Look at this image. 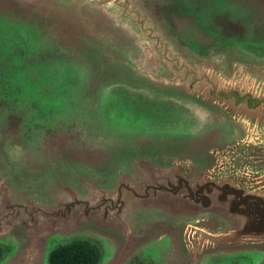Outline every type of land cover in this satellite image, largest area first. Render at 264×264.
<instances>
[{
	"label": "rangeland",
	"instance_id": "rangeland-1",
	"mask_svg": "<svg viewBox=\"0 0 264 264\" xmlns=\"http://www.w3.org/2000/svg\"><path fill=\"white\" fill-rule=\"evenodd\" d=\"M74 239L264 264V0H0V264Z\"/></svg>",
	"mask_w": 264,
	"mask_h": 264
},
{
	"label": "trees",
	"instance_id": "trees-1",
	"mask_svg": "<svg viewBox=\"0 0 264 264\" xmlns=\"http://www.w3.org/2000/svg\"><path fill=\"white\" fill-rule=\"evenodd\" d=\"M86 55H82V57L86 58ZM89 56L96 59L94 51H91ZM70 57L74 60V64L80 60L78 57ZM66 60L70 61L69 59ZM112 65L114 66V64ZM99 256L100 250L94 243L86 239H74L55 246L49 252L48 264H95Z\"/></svg>",
	"mask_w": 264,
	"mask_h": 264
},
{
	"label": "water",
	"instance_id": "water-1",
	"mask_svg": "<svg viewBox=\"0 0 264 264\" xmlns=\"http://www.w3.org/2000/svg\"><path fill=\"white\" fill-rule=\"evenodd\" d=\"M249 101H252V99H250L249 98ZM260 199H258L257 200V202L258 203H260L261 201H259ZM238 204L237 203H235V205L233 204V205H231V206H233L234 207V209H241L240 207H243V210L244 209H249L250 211L252 210V212L254 213V214H256L257 216H259L258 215V211H257V208L259 207V205H258V203H255L253 206H252V208H247L248 206H246V202L244 201V200H242V199H239L238 200ZM230 206V207H231ZM251 213V212H250ZM261 216V215H260ZM249 217H251V215L249 214ZM248 220V219H247ZM247 220H245L244 222H246ZM243 222V223H244ZM247 230V229H246ZM246 230H244L245 232H243L242 234H244V235H247L248 236V233L246 232ZM239 232V231H238ZM238 232H233V231H230V232H227L228 234H230V233H235V235H238L239 233ZM207 235V234H206ZM208 235L210 236V233H208ZM231 235H233V234H231ZM212 238H215V237H212ZM210 241V240H209Z\"/></svg>",
	"mask_w": 264,
	"mask_h": 264
}]
</instances>
